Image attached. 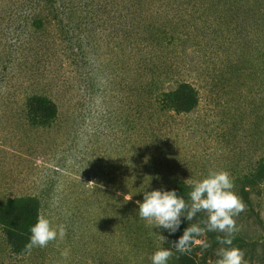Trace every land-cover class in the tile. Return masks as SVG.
<instances>
[{
	"label": "rangeland",
	"instance_id": "1",
	"mask_svg": "<svg viewBox=\"0 0 264 264\" xmlns=\"http://www.w3.org/2000/svg\"><path fill=\"white\" fill-rule=\"evenodd\" d=\"M8 1L0 0V202L35 195L39 214L67 234L28 254L13 250L15 237L0 225V264H152L161 228L136 218L126 196L166 190L175 177L190 183L210 169L254 178L246 198L234 181L246 205L236 235L247 264H264V0H185L186 50L169 79L192 81L197 104L154 113L152 136L143 132L150 116L136 58L97 26L56 20L18 51ZM237 47L254 57L241 75L236 61L227 71ZM32 93L57 103L48 125L28 120L21 102Z\"/></svg>",
	"mask_w": 264,
	"mask_h": 264
},
{
	"label": "trees",
	"instance_id": "2",
	"mask_svg": "<svg viewBox=\"0 0 264 264\" xmlns=\"http://www.w3.org/2000/svg\"><path fill=\"white\" fill-rule=\"evenodd\" d=\"M184 2L185 0H9L8 5L16 14L18 32H20L18 51L20 44H30L36 31L55 20L58 24L74 25L72 27L75 29L80 23L84 26H97L100 32H105V39L112 41L116 46H123L129 58L132 61L136 58L139 64L140 87L145 93L143 112L147 114L145 116H150L143 124V132L144 136H152L154 128L150 129L149 123L153 120L154 113L168 111L177 114L187 113L197 104L198 91L192 81L169 79L171 67L177 64L175 59L179 57L181 51L186 50L183 43L189 35L181 31L184 25L182 23ZM177 43L181 48H175ZM262 53L264 54L263 51ZM21 54L23 56V53ZM231 57L232 60H228L227 63L230 66L226 69L228 71L236 65V74L240 75L248 65H252L254 59L252 53H244L242 47L235 48ZM20 59L22 58L18 53L16 58L18 67L21 65ZM21 105L28 120L36 125H48L57 114V103L49 95L40 93L25 95ZM148 147L149 145H145L146 149H150ZM260 169L261 178L264 179V165ZM235 180L236 183L237 180L241 183L237 186V192L246 198L248 188L254 187V178L244 175ZM166 190H175L178 195L188 200L191 187L190 183L175 177L169 182ZM129 194L132 196V200L127 201L129 210H135V217L138 218L139 205L136 202L143 200V194L138 198L134 197L138 194ZM39 203L38 197L28 194L8 197L0 202V225L9 238L15 237L13 241L11 240V246L16 252H26L25 245L29 242L30 229L39 214ZM206 218L204 212L198 213L193 221L181 217L179 229L173 234L161 227L158 241H160L159 235L165 236L167 242L163 246L173 250V256L168 264H175L177 259H181L183 264H216L218 259L216 251L221 247L217 237H223V233L207 232L205 237L198 239L206 238L211 247L205 250L193 243L189 254L177 252L171 244L183 234L189 224ZM130 232L135 234L134 229ZM233 245L240 248L242 238L235 235Z\"/></svg>",
	"mask_w": 264,
	"mask_h": 264
},
{
	"label": "clouds",
	"instance_id": "3",
	"mask_svg": "<svg viewBox=\"0 0 264 264\" xmlns=\"http://www.w3.org/2000/svg\"><path fill=\"white\" fill-rule=\"evenodd\" d=\"M88 183L95 184L92 181ZM190 187L188 200L178 195L175 190L144 191L142 202H136L139 205V217L147 221L152 228L162 227L173 234L179 229L181 217L193 221L198 213L204 212L207 218L189 224L183 234L171 242L172 248L181 254H189L192 251L191 245L195 243L206 250L211 247L210 243L206 238H198L205 237L207 232H220L223 237H217L221 247L216 251V264H247L243 250L233 245L235 235L239 231L235 217L245 210L246 205L233 191L235 185L230 173L223 169H210L201 179L190 181ZM131 198L132 196H126V201ZM55 203H58V200ZM30 232L29 242L25 245L28 254H31L35 247H46L57 239L63 241L67 229L65 224H54L46 215L38 214ZM159 239L162 246L151 256L152 264H168L173 250L163 246L167 242L165 236L159 235ZM69 254V248L61 252L65 259Z\"/></svg>",
	"mask_w": 264,
	"mask_h": 264
}]
</instances>
